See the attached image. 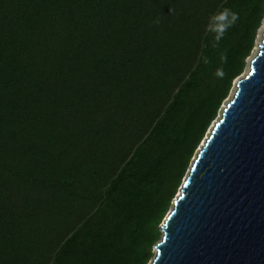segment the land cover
I'll list each match as a JSON object with an SVG mask.
<instances>
[{"label":"trees","instance_id":"1","mask_svg":"<svg viewBox=\"0 0 264 264\" xmlns=\"http://www.w3.org/2000/svg\"><path fill=\"white\" fill-rule=\"evenodd\" d=\"M264 0H0V264H148Z\"/></svg>","mask_w":264,"mask_h":264},{"label":"water","instance_id":"2","mask_svg":"<svg viewBox=\"0 0 264 264\" xmlns=\"http://www.w3.org/2000/svg\"><path fill=\"white\" fill-rule=\"evenodd\" d=\"M236 80L150 264H264V33L249 72Z\"/></svg>","mask_w":264,"mask_h":264},{"label":"rangeland","instance_id":"3","mask_svg":"<svg viewBox=\"0 0 264 264\" xmlns=\"http://www.w3.org/2000/svg\"><path fill=\"white\" fill-rule=\"evenodd\" d=\"M263 21H264V20H263ZM263 21H262V26H261V27H263ZM260 29H261V28H260ZM260 29H259V31H257L258 35H259V32H260ZM260 36H261V35H260ZM262 37H263V36H261V39H260V40H262ZM257 38H258V37H256V39H255V41H254V46H255V44H256V42H257ZM255 47H256V46H255ZM255 55H256V54H255V50L253 49V51H251L250 56H249V57L246 59V61H245V68H244L243 73H242L240 76L245 75V74H247V73L249 72V70H250V65L247 64V60H248L249 58H254ZM247 71H248V72H247ZM240 76H239V77H240ZM237 78H238V77H237ZM237 78H236V79H237ZM236 79H235V80H236ZM235 80H234V81H235ZM234 81H233V83H232V87H231V89H230V91H229L228 97L222 102L221 107L219 108V110H218V112H217L216 119H215L214 121H216V120L219 119V117L221 116V113H222V111H223V107L226 105V103L229 101V99H231V97L233 96V94H234V92H235V89H236V87L234 86ZM214 121L210 124L209 128L207 129V131H206V133H205V135H204L203 140L205 139V137H206V136L208 135V133L210 132V129H211V127H212ZM203 140L200 142V144H199L197 150L194 152V154H193V156H192V158H191V160H190L189 167L187 168V170H186V172H185V175H184L182 181H183L184 178L188 175L189 170H190V167H191V165H192V163H193V161H194V158H195V156H196V154H197V152H198V149L200 148L201 144L203 143ZM179 189H180V187L178 188V191H177V193H176L174 199H175V198L177 197V195L179 194ZM174 199H173L172 202H171V205H170V208H169V211L167 212V214L171 211V209H172V207H173ZM167 214H166V215H167ZM166 215H165V216H166ZM164 218H165V217H164ZM163 221H164V219H163ZM163 221L161 222V225H160L161 237H162V225H163ZM160 240H161V238H160ZM152 252H153V256H152V258H151V260L149 261L148 264H150V262L152 261L153 257H154L155 254H156V249H155L154 247H153Z\"/></svg>","mask_w":264,"mask_h":264},{"label":"bare ground","instance_id":"4","mask_svg":"<svg viewBox=\"0 0 264 264\" xmlns=\"http://www.w3.org/2000/svg\"><path fill=\"white\" fill-rule=\"evenodd\" d=\"M263 33H264V21H263V27H261V29H260V32H259V35L257 36L258 38H257V42H256V44H255V46H254V50H255V54H257L258 53V50H259V44L261 43V36H263ZM261 35V36H260ZM253 51V50H252ZM252 59L253 58H249L248 60H247V64L248 65H250V63H251V61H252ZM248 72V71H247ZM237 83V80H235V84Z\"/></svg>","mask_w":264,"mask_h":264}]
</instances>
